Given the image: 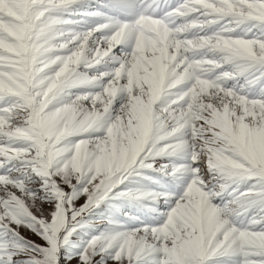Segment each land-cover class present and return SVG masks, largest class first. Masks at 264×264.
<instances>
[{
    "label": "snow or ice",
    "instance_id": "6c2138e0",
    "mask_svg": "<svg viewBox=\"0 0 264 264\" xmlns=\"http://www.w3.org/2000/svg\"><path fill=\"white\" fill-rule=\"evenodd\" d=\"M0 264H264V0H0Z\"/></svg>",
    "mask_w": 264,
    "mask_h": 264
}]
</instances>
